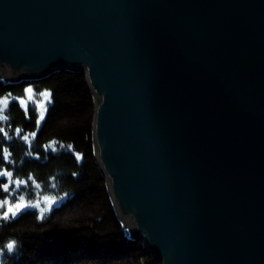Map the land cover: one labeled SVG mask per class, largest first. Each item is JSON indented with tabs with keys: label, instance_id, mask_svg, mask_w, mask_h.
<instances>
[{
	"label": "water",
	"instance_id": "1",
	"mask_svg": "<svg viewBox=\"0 0 264 264\" xmlns=\"http://www.w3.org/2000/svg\"><path fill=\"white\" fill-rule=\"evenodd\" d=\"M61 70L86 72L97 162L154 257L264 264V0H0V74Z\"/></svg>",
	"mask_w": 264,
	"mask_h": 264
},
{
	"label": "trees",
	"instance_id": "2",
	"mask_svg": "<svg viewBox=\"0 0 264 264\" xmlns=\"http://www.w3.org/2000/svg\"><path fill=\"white\" fill-rule=\"evenodd\" d=\"M28 88L33 92L27 93ZM42 92L51 93L50 102ZM5 97L7 107L0 105L7 117L0 120V172L12 175H0V201L14 204L23 196L25 204L39 206L8 219L3 218L8 205L0 208V264H161L131 233L113 203L96 158L95 97L86 72L0 78V99ZM45 101L41 121L38 104ZM53 141L55 150L46 147ZM16 180L23 183L17 186ZM13 241L9 252L6 245Z\"/></svg>",
	"mask_w": 264,
	"mask_h": 264
},
{
	"label": "snow or ice",
	"instance_id": "3",
	"mask_svg": "<svg viewBox=\"0 0 264 264\" xmlns=\"http://www.w3.org/2000/svg\"><path fill=\"white\" fill-rule=\"evenodd\" d=\"M27 93H32L33 92V89L32 88H28L27 90ZM40 96L44 97V98H47L50 102V98H51V93H48V92H42L40 93ZM29 99H31V97H29ZM20 103L21 104H24L25 101L24 100H20ZM0 105H3L4 107H7L8 105V99L5 97L3 99H0ZM38 107H41L43 108L44 107V104L43 103H40L38 104ZM44 116H43V113H41V116H40V119L43 120ZM4 119H7L6 116L3 115V108H0V120H4ZM39 123V121H38ZM3 128H0V132H3ZM20 129H16V132L17 134L20 133ZM32 136H35V133H32L31 134ZM23 139L25 141H29V136L28 135H24L23 136ZM57 142L53 141L52 144L50 145H47L46 147H49V148H52V150H55V145H56ZM69 148L71 147L70 145L68 146ZM8 155L9 154H5L4 156V159H7L8 158ZM76 158L79 160L81 159V156L79 154H77ZM0 175H3V176H7V177H11V172H0ZM21 183H23V181H20V180H16L15 181V184L17 186H19ZM37 187H39L37 185ZM3 188H4V191L5 192H8L9 191V187H8V184H4L3 185ZM46 202H51V203H54V201H51L48 197H45L44 198ZM5 205H8V208H7V211H5L3 213V218L4 219H8L9 218V215L11 214V216H15L17 214V212L21 209H25L29 206H32V207H38L39 204L37 203L36 205H28V204H25L24 203V198L23 196H21L19 198V202L18 203H14V204H9V201L8 200H3V201H0V208L4 207ZM41 213H43V209L41 210ZM6 248L9 252L13 251L14 248H15V241L13 242H10L6 245Z\"/></svg>",
	"mask_w": 264,
	"mask_h": 264
},
{
	"label": "rangeland",
	"instance_id": "4",
	"mask_svg": "<svg viewBox=\"0 0 264 264\" xmlns=\"http://www.w3.org/2000/svg\"><path fill=\"white\" fill-rule=\"evenodd\" d=\"M0 75L6 77L7 79H12V78H9V75H7L6 73H3V74L1 73ZM13 79H14V78H13ZM43 104H44V107L41 109V113H43V116H44V118H45V116H46V111H47V107H48L47 101L43 102ZM44 118H43V120H44ZM43 120H41V121H43ZM126 222H127V221H126ZM127 224H128V226H129L130 222L128 221ZM126 226H127V225H126ZM161 264H163L162 261H161Z\"/></svg>",
	"mask_w": 264,
	"mask_h": 264
}]
</instances>
